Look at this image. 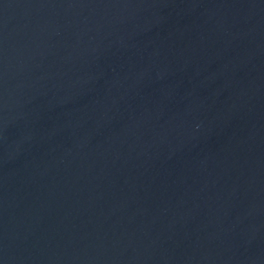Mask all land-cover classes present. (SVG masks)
<instances>
[{
    "label": "water",
    "instance_id": "1",
    "mask_svg": "<svg viewBox=\"0 0 264 264\" xmlns=\"http://www.w3.org/2000/svg\"><path fill=\"white\" fill-rule=\"evenodd\" d=\"M0 264H264V0H0Z\"/></svg>",
    "mask_w": 264,
    "mask_h": 264
}]
</instances>
